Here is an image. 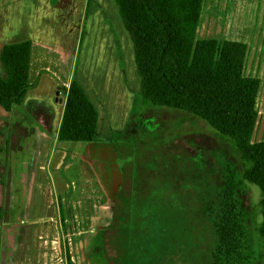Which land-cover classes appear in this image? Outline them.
Listing matches in <instances>:
<instances>
[{"label": "trees", "instance_id": "obj_1", "mask_svg": "<svg viewBox=\"0 0 264 264\" xmlns=\"http://www.w3.org/2000/svg\"><path fill=\"white\" fill-rule=\"evenodd\" d=\"M115 1L133 42L141 98L178 118L171 122L176 135L144 138L139 150L146 154L122 167L104 231L107 261L264 264V142L253 143L261 80L245 75L248 45L199 39L203 0ZM31 49L30 40L2 49L8 76L0 75V106L8 112L37 87L29 84ZM60 92L58 140L96 143L100 112L84 87L74 79ZM146 118L140 113L132 132L129 122L121 139L142 134ZM199 125L216 138L217 149L171 148L178 131ZM251 185L261 193L259 225L243 201ZM66 260L73 264L70 254Z\"/></svg>", "mask_w": 264, "mask_h": 264}, {"label": "crops", "instance_id": "obj_2", "mask_svg": "<svg viewBox=\"0 0 264 264\" xmlns=\"http://www.w3.org/2000/svg\"><path fill=\"white\" fill-rule=\"evenodd\" d=\"M35 1L30 4L32 7L25 0L20 2L21 9L25 8V17L19 11L11 21L13 25L10 23L5 31L0 47V75L6 79L8 73L1 62L2 49L30 40L29 84L37 83L20 107L8 112L0 106V174L12 185L8 187L9 196L17 208V212L12 211L15 209L12 204L7 208L8 216H14L8 228L15 225L18 232L15 259L2 254L1 264H66L59 238V229H62L59 202L46 198L45 190L50 181L49 167L61 173L69 167L71 158L83 164V149L79 152L66 146L77 143L58 140L65 106L60 87L69 88L74 79L84 87L100 112V136L101 129L116 134V124L126 125L137 98L133 88L138 74L134 46L115 0H49L45 8ZM257 22L264 23V0H203L198 38H223L222 41L249 45ZM72 60L74 65L76 61L73 71L69 66ZM43 86H47L46 93ZM20 110L28 112L31 118L23 117ZM106 182L105 178L100 179L103 193ZM86 186L82 184L83 189L76 197L83 200L84 205L90 198L89 190L84 189ZM86 212L90 216L89 209ZM105 212L106 206L100 202L95 212L91 210L94 227L105 224L102 219ZM36 229L52 231L54 260L41 253V247L45 249L49 243L48 234L39 236L45 239V246L24 244L20 249L24 234Z\"/></svg>", "mask_w": 264, "mask_h": 264}, {"label": "rangeland", "instance_id": "obj_3", "mask_svg": "<svg viewBox=\"0 0 264 264\" xmlns=\"http://www.w3.org/2000/svg\"><path fill=\"white\" fill-rule=\"evenodd\" d=\"M21 1L24 0H20L17 3H15L16 0H0V47L4 43L3 35L5 31L8 30L11 24L13 25L11 21L15 19L19 11L23 18L25 17V8L23 10L21 9ZM33 1L34 0H25L27 5H30ZM48 1L49 0H36L35 2L39 3L40 7L45 8L44 6H46ZM259 21L261 22V18ZM260 22H257L253 38H251V42L248 45L249 54L245 69L246 76L256 77L261 80V89L257 100L258 119L253 134V143L264 142V23L261 25ZM260 28H262L261 33H259ZM199 39L206 40L209 38L199 37ZM215 39L218 41L223 40V38ZM69 66L71 71H73L74 67H76V61L74 65L72 60ZM134 81V86H132L137 93V98L126 125L116 124V134H110L109 132L105 133L106 131L101 129V136L104 139H108L109 142L101 138L98 133L97 142L92 144H98L99 146L91 147L92 144L87 143L67 144L66 146H70L76 150L83 149L82 152L79 150L82 154L83 164L79 159L71 158V160L69 159L68 161L69 167L61 173H56L52 167H49L48 175L50 181L45 190V196L50 200L59 202L61 209L60 222L62 228L59 229V238L62 242V255L64 260H66V256L70 254L73 264H110L107 261L105 253L104 231L106 228L104 229V225L109 222V219L113 214L115 196L119 192V188L122 184V167L124 164L135 162V160L141 158L142 154H146L145 151L142 152L139 150V146L141 145L139 142L144 141V138L154 139L157 137V140H170L172 138L171 136L177 134L175 132L176 130L171 127V122L176 117V114H168L167 112L156 110L150 104L145 102L140 96V78L138 74L136 81ZM46 89L47 86L42 87V90L45 93ZM19 112L22 113L23 117L31 118L28 112L23 110H20ZM140 113L145 114L147 117L143 122L144 130L142 129L140 132L142 134H139L138 137H136L137 135H131L127 140H122L121 134L126 130L129 122H131L130 126L132 127V132ZM15 114H18L17 110ZM131 132H128V136ZM178 132L181 134L180 140L171 148L180 147L181 149L186 147L191 153H194L197 148L204 150L218 148V141L207 132L204 125L196 126L191 131L181 130ZM134 137L137 139L136 141L134 140ZM187 141H192L195 143L196 147H190L186 143ZM128 146H132L130 151L126 150ZM167 148L168 147L166 146L165 149L167 150ZM125 150L127 152H124ZM95 157H97L98 160ZM0 172L2 174V170H0ZM1 174L0 260H2V254L15 259L14 255L17 250L16 237L18 232L15 225L8 228V223L12 217L14 218V216H8L7 208L11 206V204L15 208L12 209L13 212H17V208L16 205L13 204L15 201L9 196L8 187H11L12 185L6 182L5 179L3 180ZM103 178L107 181L105 185V193H103V190L99 185L101 184L100 179L103 180ZM84 183L87 185L84 189L89 190L88 195L90 198L86 200V205L88 206L84 205L83 200H77L76 198L78 196L77 193H80L81 188L83 189L82 184ZM250 187L251 190L248 194L243 196V201L247 212L250 216H253L255 224L259 225L262 222L260 206L261 193L257 186L251 185ZM99 202L106 206V212L102 214V219L105 224L94 227L92 225L93 218L90 217L91 210L95 212V206ZM86 209H89L90 216L87 214ZM27 233L24 234V238L21 240L22 247L20 249L25 246L24 244L41 247L46 241L45 239L41 240L39 236L42 233L45 235L48 234L49 238H47V241L49 240V243L46 246L43 245L45 246V249L41 247V253L47 254L48 259L54 260L56 252L52 243V231L43 232L40 229H36L35 232L32 231Z\"/></svg>", "mask_w": 264, "mask_h": 264}, {"label": "water", "instance_id": "obj_4", "mask_svg": "<svg viewBox=\"0 0 264 264\" xmlns=\"http://www.w3.org/2000/svg\"><path fill=\"white\" fill-rule=\"evenodd\" d=\"M61 101V103H62V100H60Z\"/></svg>", "mask_w": 264, "mask_h": 264}]
</instances>
